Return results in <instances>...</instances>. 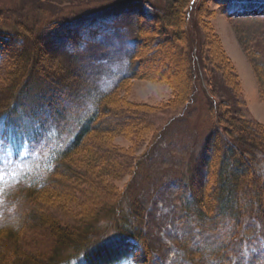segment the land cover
Wrapping results in <instances>:
<instances>
[{"label":"trees","instance_id":"16d2710c","mask_svg":"<svg viewBox=\"0 0 264 264\" xmlns=\"http://www.w3.org/2000/svg\"><path fill=\"white\" fill-rule=\"evenodd\" d=\"M203 3L170 0L151 24L139 19L127 52L128 71L110 91H100L88 79L81 81L82 71L74 64L77 56L64 60L50 55L33 29L17 25L9 34L0 26V68L7 75L0 86V126H12L17 132L32 129L36 137L55 139L49 164L5 191L9 207L14 209L0 219V264H71L73 260L77 264L126 260L141 264L138 254L143 249L154 255L145 231L146 207L137 178L159 142L162 128L147 115L188 105L200 75L211 98L215 94L211 84L214 72L233 96L241 93L238 74L211 25V16L202 10ZM223 10L234 16L226 7ZM235 15L254 19L264 15V10ZM236 32L264 99V60L254 61L257 53L251 51L242 32ZM159 47L165 48L161 67L155 62L151 68L148 62L155 58L148 55ZM137 76L166 85L169 97L157 105L129 100L127 81ZM86 101H92V106L85 107ZM208 112L211 129L204 140L201 181L197 185L194 175L176 179L179 191L174 197V217L182 222L185 232L190 230L187 235L193 233L191 223L214 230L207 247L215 264H255L256 256L243 260L241 250L246 241L256 238V229L264 239V175L259 172L264 127L242 111L231 109L226 100L211 105ZM117 137L127 139L128 148L117 144ZM124 174L130 178L117 191L114 182ZM75 191L78 198H88L84 205L76 199ZM92 194L101 195L102 202L97 204L90 198ZM51 207L63 214L73 211L78 218L72 216L66 222L53 214ZM28 228L47 230L54 242L48 256H35L19 247V235ZM108 231L111 235L106 237ZM178 246L192 263L201 257L199 250L190 246V238L180 240Z\"/></svg>","mask_w":264,"mask_h":264},{"label":"rangeland","instance_id":"374dc122","mask_svg":"<svg viewBox=\"0 0 264 264\" xmlns=\"http://www.w3.org/2000/svg\"><path fill=\"white\" fill-rule=\"evenodd\" d=\"M169 1L0 0V26L3 32L9 34L15 31L14 27L17 25L20 28L25 26L33 29L45 42L50 55L64 60L71 55L77 56V62L74 64L82 71L79 76L81 81L88 79L87 82H95L100 91H110L119 76L128 71L127 52L132 47L138 20L141 19L146 25L151 24L154 16L161 13ZM255 2L257 1L204 0L202 6L205 14L211 16V25L238 74L240 95L233 96L219 74L212 72L214 98L210 97L204 86V76L200 75L192 101L188 105L177 110L168 109L147 115L148 119L162 128V135L137 178L140 199L146 207L145 231L154 250V255L145 253L140 244L143 251L138 254V260L141 264H215L210 248L207 247L214 230L207 227L201 229L191 223L190 228L193 233L187 235L190 230L185 232L182 222L174 217V197L179 191L176 179L183 175L184 177L194 175L195 181L198 182L196 184L199 185L201 181L199 176L204 171L202 159L206 156L204 140L211 129L208 109L211 105H216L219 100L228 101L231 109L242 111L245 117L260 122L264 127V99L260 94L252 62L238 42L236 32L237 29L241 31L251 51L257 53L254 61H263L264 15L247 20L235 15L239 11L264 10V2ZM223 6L234 16H227ZM197 32L196 35L200 38V29ZM17 42L21 44V41ZM165 46L167 48L168 44ZM164 49L159 47V52H155L154 49V53L148 55L149 58H155L154 61L149 60L148 66L152 68L156 63L161 65L164 54L161 51ZM170 49L168 48L169 51ZM48 57L50 56L44 55L45 59ZM151 68L148 70H152ZM6 77L5 70L0 68V86L5 83ZM127 83V97L134 103L157 105L170 94V89L166 85L139 79L138 76L128 80ZM80 86L78 85L77 91L80 90ZM81 91L82 89L79 92ZM118 94L119 92L115 98ZM91 104L92 101L91 103L86 101L84 106L91 107ZM11 127H5L3 124L0 126V175L3 176L0 179V219L11 214L14 209L9 207L10 200L5 195L6 189L22 182L28 173L38 172L46 167L52 158V150L55 146L53 138L43 140L41 136L36 137L32 134V129L17 132ZM115 142L124 148L129 146L127 139L123 137H117ZM259 159V172L264 175V158L260 156ZM129 178V175L124 174L114 182L115 186H119L117 191L122 189ZM76 193L75 191L77 199ZM108 197L107 200H111ZM90 198H93L97 204L102 202L101 195L92 194ZM78 199L83 205L88 200V198L83 199L81 195ZM91 208L90 204L89 209ZM50 211L66 222L73 217L78 218L74 216L73 211L64 213L65 215L56 207H51ZM257 233L254 240L243 244L241 256L243 260L256 256L255 264H264V239L260 237L258 229H256ZM110 235L111 231H108L106 237ZM19 236V247L35 256L46 257L53 248V239L44 228H28ZM186 237L190 238V246L199 250L201 255L195 263L188 261L178 246L180 240ZM77 262L73 260L71 264ZM119 264L135 263L126 260Z\"/></svg>","mask_w":264,"mask_h":264},{"label":"snow or ice","instance_id":"6c2138e0","mask_svg":"<svg viewBox=\"0 0 264 264\" xmlns=\"http://www.w3.org/2000/svg\"><path fill=\"white\" fill-rule=\"evenodd\" d=\"M3 178V176L2 175H0V179H2Z\"/></svg>","mask_w":264,"mask_h":264}]
</instances>
